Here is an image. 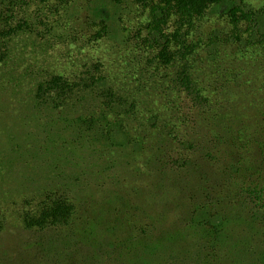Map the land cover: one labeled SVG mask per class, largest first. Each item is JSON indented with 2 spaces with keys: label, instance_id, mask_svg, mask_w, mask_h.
I'll list each match as a JSON object with an SVG mask.
<instances>
[{
  "label": "rangeland",
  "instance_id": "rangeland-1",
  "mask_svg": "<svg viewBox=\"0 0 264 264\" xmlns=\"http://www.w3.org/2000/svg\"><path fill=\"white\" fill-rule=\"evenodd\" d=\"M118 1L104 38L89 0H19L10 26L22 28L0 27V264H264V46L235 42L217 11L185 27L198 107L149 42L157 0ZM94 67L136 106L113 141L68 125L90 96L69 112L36 99L51 75ZM56 196L69 222L27 228Z\"/></svg>",
  "mask_w": 264,
  "mask_h": 264
},
{
  "label": "trees",
  "instance_id": "trees-1",
  "mask_svg": "<svg viewBox=\"0 0 264 264\" xmlns=\"http://www.w3.org/2000/svg\"><path fill=\"white\" fill-rule=\"evenodd\" d=\"M19 0H0V8L5 6L7 13L0 11V27L4 23L7 34H14L17 28H11L12 10ZM43 2L47 0H41ZM66 5L74 0H55ZM152 10L149 42L159 48L157 61L164 67H178L176 84L190 98L195 106L205 107L208 100L201 94L190 72L191 59L196 47L189 43L185 27H192L195 19L213 12L225 15L232 27L237 43L264 46V7L254 10L241 0H157ZM118 0H89L90 21L99 27L98 38L108 36L119 17ZM10 7V8H9ZM178 17L179 27L172 34L166 29L172 17ZM175 44L178 51H172ZM5 54L0 52V63L5 62ZM97 104L86 114L71 118L69 126L83 133H95L113 141L122 121L132 116L135 104L116 94L106 87V78L99 67H94L85 77L69 80L62 76L51 75L37 87L36 99L47 103L54 109L63 112L74 111L77 105L86 101L87 97ZM121 131L118 132L120 134ZM117 134V135H118ZM74 212V206L65 196L49 198L37 216L27 217L25 225L29 229L45 230L49 227L67 224Z\"/></svg>",
  "mask_w": 264,
  "mask_h": 264
}]
</instances>
